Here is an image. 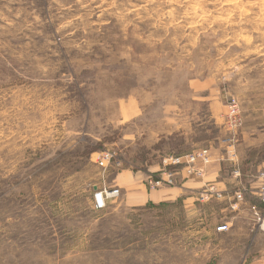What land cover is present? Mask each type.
Returning <instances> with one entry per match:
<instances>
[{"label": "rangeland", "instance_id": "1", "mask_svg": "<svg viewBox=\"0 0 264 264\" xmlns=\"http://www.w3.org/2000/svg\"><path fill=\"white\" fill-rule=\"evenodd\" d=\"M262 98L264 0H0V264H264V231L245 255L211 234L222 219L200 187L196 206L131 207L139 182L117 185L120 169L146 183L166 155L239 141L230 100L243 117ZM195 105V133L152 134Z\"/></svg>", "mask_w": 264, "mask_h": 264}, {"label": "crops", "instance_id": "2", "mask_svg": "<svg viewBox=\"0 0 264 264\" xmlns=\"http://www.w3.org/2000/svg\"><path fill=\"white\" fill-rule=\"evenodd\" d=\"M220 104V106H219ZM223 101H214L209 104V107L216 111L219 108V111L222 110ZM135 115V114H134ZM133 114L131 117L134 116ZM257 115V116H256ZM190 121L186 124L183 120L178 119L176 124L170 127L160 128L156 133L153 132V135L161 136L168 138L173 135H181L185 138L195 133L196 130V122L197 125H200L197 118L201 117V109H197V105L190 110L189 113ZM243 124L241 126V134L239 137V141H237L234 145L229 146L227 142L230 140H226V144L220 146L224 151L220 152L221 148L212 150V154L214 157V161L208 167L206 181H210L209 183H214L218 186L219 189L223 190L227 193V196L224 199L213 200L207 206L200 207H210L213 209L216 206L218 209L215 212L210 211L212 214L215 213V217L219 216L222 220L220 223H227L230 226L228 232H217L216 226L210 229L211 234L215 235L218 238L231 239V241L226 244V247L223 246L224 249H230L232 253L237 255H245L250 254L251 247L249 246L250 239L261 238L263 235V231L259 230L254 222H253V207L262 206L261 198L258 192V187L253 182V179L256 177L258 171L264 168V111H263V98H262V106L259 108L255 107L252 113H248L244 116L243 114ZM253 119L255 122L250 123L249 119ZM181 121V122H180ZM183 121V122H182ZM157 141L159 140L156 139ZM261 153L262 156L255 157L253 154ZM231 161H230V160ZM238 159L240 171L236 176L233 173H230L232 170V161ZM230 165V167L228 166ZM125 170L118 173V177L120 178V183L117 184L120 187H125V185H130L133 182H139L138 191H127L126 201L127 204L131 207H143L147 206L148 203L153 204H163L175 202L177 200L182 199L183 203L193 202L195 206L197 205L195 202L194 196L191 194L195 193L196 188L201 187L204 182H201L197 178H190L186 182L183 183L182 186L177 187H169L162 188L157 190H149L146 183L144 182V178L142 179L139 176L134 177L133 172H127V170L131 169H120ZM229 170V171H228ZM236 170V169H235ZM238 175H242V179L239 178L242 183H244L243 190L244 192V200L237 201L235 199L233 191L240 187L238 184L236 186L235 182ZM144 180V181H143ZM205 181V182H206ZM200 185V186H199ZM236 191V190H235ZM251 191L252 193H249ZM191 196V197H189ZM216 203V204H215ZM236 203V207H235ZM202 208V209H203ZM257 245H259L257 243ZM221 245L214 244L212 247L213 251H222ZM257 254L263 257V249H257ZM260 258V257H259ZM257 264H263L262 259H258Z\"/></svg>", "mask_w": 264, "mask_h": 264}, {"label": "built area", "instance_id": "3", "mask_svg": "<svg viewBox=\"0 0 264 264\" xmlns=\"http://www.w3.org/2000/svg\"><path fill=\"white\" fill-rule=\"evenodd\" d=\"M229 111L227 114L226 124L228 129L236 132L238 128H241L243 124V118L240 115L239 104L235 99H231L229 104ZM228 141L235 144L237 139L235 136L227 139ZM112 154L110 152L104 153L99 159V163L104 168L107 167L106 161H110ZM213 162V154L210 147H202L195 149L191 152L183 154H169L162 158L161 161V172L157 176H149L146 184L151 190H157L162 188L177 187L179 181H185L190 177L205 178L207 176V169ZM239 171L236 170L235 174ZM184 179V180H183ZM104 191L98 192L95 197V208L101 209L105 206V200L111 196L119 193L118 189L112 190L111 192L103 193ZM258 192L261 198L262 206L253 207V222L255 226L264 231V170L259 174ZM227 193L219 189L214 183H205L200 187L197 200L200 203H208L213 200H220L225 198ZM237 201L244 200V191L237 190L234 193ZM236 207V203H235ZM230 226L227 223H220L216 226L217 232H228Z\"/></svg>", "mask_w": 264, "mask_h": 264}]
</instances>
